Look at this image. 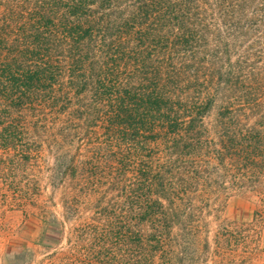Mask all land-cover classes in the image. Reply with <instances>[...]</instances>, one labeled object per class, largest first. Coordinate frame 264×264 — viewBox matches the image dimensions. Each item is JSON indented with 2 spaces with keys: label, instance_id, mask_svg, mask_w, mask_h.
Listing matches in <instances>:
<instances>
[{
  "label": "rangeland",
  "instance_id": "374dc122",
  "mask_svg": "<svg viewBox=\"0 0 264 264\" xmlns=\"http://www.w3.org/2000/svg\"><path fill=\"white\" fill-rule=\"evenodd\" d=\"M263 5L264 0H251L248 19L257 13L260 18ZM215 9L210 8L206 18V36L193 26L194 35L187 41L174 29L168 34L169 45L150 44L140 51L131 39L125 40L123 46L132 50L115 54L120 66L113 76L104 73L103 80L112 79L116 84L104 85L120 88L118 83L130 78L135 84L129 87L141 91L149 79L170 78L167 82L183 93V99L197 101L199 93L211 85L209 81L220 73H234V80L242 77L246 84L233 81L236 91L228 93L232 96L250 88L249 65L254 63L264 86V28L229 35ZM95 61L103 64L111 56L88 60ZM138 63L145 66L137 67ZM64 72L56 90L52 89L53 105L39 102L4 110L0 103V264H102L101 259L104 264H264V153L256 163L249 157L246 167L248 156L240 152L241 145L247 144L245 134L264 112V90L256 92L263 100L259 113L248 106L235 113L233 127L239 135L234 133V144L240 150L235 154L241 156L220 161L211 144L185 159L170 150L167 139H159L148 146L152 157L132 159L129 176L136 177L141 168L159 175L170 167L173 183L169 180L168 187L172 185V192L179 193L174 200L163 201L167 213L146 225L141 241L114 235L103 245L110 220L101 211L113 209L108 201L118 194L114 190L118 187L116 170L110 171V179L102 185L88 183V194H83L80 186L86 182L85 166L79 177L69 176L66 166L72 158L81 161L90 152L87 130L101 134L100 126L86 125L106 116L109 93L98 96L92 73H87L86 84L74 86L68 68ZM215 114H208L205 127L208 136L217 141ZM8 146L11 149L4 151ZM72 198L77 201L74 210Z\"/></svg>",
  "mask_w": 264,
  "mask_h": 264
},
{
  "label": "trees",
  "instance_id": "16d2710c",
  "mask_svg": "<svg viewBox=\"0 0 264 264\" xmlns=\"http://www.w3.org/2000/svg\"><path fill=\"white\" fill-rule=\"evenodd\" d=\"M250 1L2 0L0 103L4 110L20 109L39 102L55 104L51 92L65 74L64 68H68L69 80L74 86L86 84L87 73H92L96 77L98 96L109 93L110 105L106 116H99L86 125L92 128L100 126L101 134L97 136L87 130L90 152L81 161L72 158L66 166L69 176L73 177H79V170L83 173L85 166L86 182L83 180L80 186L83 194H88V183L102 185L110 179V171L116 170L118 187L114 190H118V194L116 199L108 201L113 209L101 211L110 220L102 236L103 245L106 238L109 241L114 235L136 237L141 241L146 225L167 213L163 201L174 200L179 193L172 192L175 189L172 185L168 187L169 180L173 183L170 167H167L168 172L159 175L141 168L136 177L129 176L132 159L152 157L148 146L159 139H167L171 144L170 150L185 159L211 144H214V152L220 161L241 156L235 154L240 151L234 144L235 134L239 135L233 127V121L237 120L235 113L243 112L246 106L259 113L263 100L256 92L264 90L262 74L254 63L249 65L253 81L250 80V88L247 87L244 94L237 91L232 96L228 95L236 91L232 87L233 81L246 84L242 77L239 81L234 80V73H220L216 79L209 81L211 85L199 93L197 101L183 99V93L169 85L170 78L149 79L145 81L149 85L141 87V91L132 89L136 86L129 87L135 84L130 78L126 79L127 83L120 81V88L108 89L104 84L113 86L116 81L105 82L103 75L105 73L110 77L116 74L120 65L116 64L115 54L132 50L123 46L127 39L140 47L137 51L142 46L155 43L169 45L168 34L174 29L179 30L187 41L194 35L193 26L200 27L201 35L206 36L209 28L206 18L210 8L215 7L219 12L218 22L229 35L238 30L241 33L260 30L264 28V8L260 18L257 13L248 19ZM225 34L227 36L226 31ZM215 36L221 41L220 32ZM105 54L111 56V61L103 64L88 62L91 57ZM144 60L142 63L146 62V57ZM142 63H138L137 67L145 66ZM60 98L63 100L65 96ZM212 111L216 112L219 128L217 141L208 136L210 133L205 127V120ZM256 121L245 134L247 144L245 147L241 145L240 152L248 156L246 167L251 159L254 163L258 162L262 157L260 154L264 153L263 111ZM3 149L8 152L11 147ZM76 202L74 198L70 201L73 210ZM100 261L105 263V259Z\"/></svg>",
  "mask_w": 264,
  "mask_h": 264
}]
</instances>
